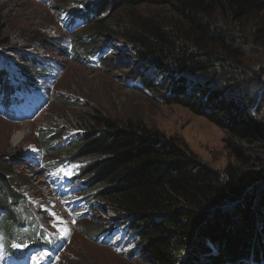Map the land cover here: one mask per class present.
I'll use <instances>...</instances> for the list:
<instances>
[{
  "label": "trees",
  "instance_id": "obj_1",
  "mask_svg": "<svg viewBox=\"0 0 264 264\" xmlns=\"http://www.w3.org/2000/svg\"><path fill=\"white\" fill-rule=\"evenodd\" d=\"M146 7L170 8L174 17L135 14ZM123 9L133 12L132 21ZM55 12L67 40L58 44L69 59L87 64L98 57L105 64L107 47L129 50L138 62L133 83L142 92L190 108L239 142L230 144L235 162L215 170L184 141L141 123L123 124L96 108L85 122L93 130L70 148H56L61 133L41 129L42 167L63 155L62 162L80 164L69 184H78L90 210L101 204L111 214L106 229L89 228L92 240L106 245L125 229L135 252L153 264H264V99L249 101L243 91L228 96L239 81L251 80L239 69L247 41L215 32L213 24L224 12L237 19L256 14V24L264 25V0H60ZM6 29L0 16V114L14 121L23 109L34 110V96L44 99L38 90L55 92L64 69L16 51L21 71L8 72L13 57L6 49L13 41ZM16 182L0 163V257L4 264H49L62 241L49 239L53 222L42 220Z\"/></svg>",
  "mask_w": 264,
  "mask_h": 264
},
{
  "label": "rangeland",
  "instance_id": "obj_2",
  "mask_svg": "<svg viewBox=\"0 0 264 264\" xmlns=\"http://www.w3.org/2000/svg\"><path fill=\"white\" fill-rule=\"evenodd\" d=\"M59 5L60 0H0V16L5 19L7 37L13 41L6 50L12 57H17L16 51L42 56L58 62L64 69L55 95L53 88L46 92L48 103L43 109L37 107L31 114L28 108L23 109L20 116L23 120L10 121L0 114V163L13 173L19 193L27 198L32 208L40 209L42 220L53 222V235L61 238L59 229L67 227L70 230L63 248L49 264H153L148 257L135 252L132 237L125 229L107 238L106 245L92 240L89 228L103 225L106 229L112 224L111 214L98 202L95 211L87 209L88 204L81 200L78 192V184L65 185L64 181L76 175L81 166L62 162L66 159L65 152L59 160L52 156L47 169L41 167L43 154L39 131L46 129L54 135L61 133V138L53 144L56 148L67 149L71 142L77 141L78 135L93 130L85 122L96 108L123 124L141 123L166 137L184 141L201 162L215 170H224L229 163L235 162L230 144L239 142L190 108L167 105L159 93L142 92L137 83H133L138 62L129 50H122L120 46L119 51L107 47L111 54L105 64L86 65L69 59L67 50L62 49L67 40L59 29L55 12ZM120 12L132 21V11L123 9ZM135 14H151L166 20L174 17L170 8L160 7H146ZM255 16L237 19L223 12L213 18V24L215 32L241 36V42L247 41L239 69L241 75L250 73L251 80L239 81V88L235 86L234 93L228 96L234 99L236 93L243 91L249 101L259 104V99H264V32L260 33L258 29L264 25L258 26ZM13 62L11 60L8 65ZM222 76L227 78L228 74L222 72ZM212 81L216 82V79ZM58 95L65 96L72 105L58 101ZM244 104L246 106L247 101ZM21 133L23 135L16 143ZM53 213L60 219H56ZM131 252L137 254L132 256ZM2 261L0 257V264Z\"/></svg>",
  "mask_w": 264,
  "mask_h": 264
},
{
  "label": "snow or ice",
  "instance_id": "obj_3",
  "mask_svg": "<svg viewBox=\"0 0 264 264\" xmlns=\"http://www.w3.org/2000/svg\"><path fill=\"white\" fill-rule=\"evenodd\" d=\"M56 219H60L59 217H56V214L53 213L52 214ZM75 221H73L74 223ZM59 231L62 233V237L61 239H66L69 235H70V230L67 228V227H64V228H61L59 229ZM15 247H21V245H15ZM38 255H48L47 253H41V254H38ZM57 259H59V257H57Z\"/></svg>",
  "mask_w": 264,
  "mask_h": 264
},
{
  "label": "bare ground",
  "instance_id": "obj_4",
  "mask_svg": "<svg viewBox=\"0 0 264 264\" xmlns=\"http://www.w3.org/2000/svg\"><path fill=\"white\" fill-rule=\"evenodd\" d=\"M22 133L21 134H19V136H17V140H16V143L19 141V139L22 137Z\"/></svg>",
  "mask_w": 264,
  "mask_h": 264
}]
</instances>
